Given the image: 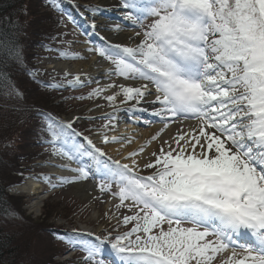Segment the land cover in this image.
<instances>
[{"label":"snow or ice","instance_id":"6c2138e0","mask_svg":"<svg viewBox=\"0 0 264 264\" xmlns=\"http://www.w3.org/2000/svg\"><path fill=\"white\" fill-rule=\"evenodd\" d=\"M120 6L134 25L143 27V20L153 18L143 39L135 47L116 44L90 51L110 60L116 75L148 83L112 84L94 89L90 97L119 87L104 98L115 104L122 95L121 103L138 105L146 94L154 95L148 102L159 105L153 115L165 128L169 118L189 117L199 127L172 143L163 141L152 153L155 161L145 165L156 169L151 175L140 176L129 164L108 157L98 187L110 192L117 186L112 193L119 198L117 207L129 201V210H137L122 221L135 225L114 238L79 242L87 253L83 259L105 264L109 245L123 264H214L231 247L219 264H264V0H121ZM79 81L77 75L68 83ZM45 118L49 143L61 146L56 154L69 160L87 155L97 164L106 156L87 137L93 151L82 152L76 144L65 151L69 137L81 134L72 121ZM122 139L104 135L102 142ZM138 154L131 152L129 158ZM71 170L79 175L68 182L90 175L83 166Z\"/></svg>","mask_w":264,"mask_h":264},{"label":"rangeland","instance_id":"374dc122","mask_svg":"<svg viewBox=\"0 0 264 264\" xmlns=\"http://www.w3.org/2000/svg\"><path fill=\"white\" fill-rule=\"evenodd\" d=\"M110 0H63L60 5V13L63 18L58 21L56 31H54L55 39L53 40L55 48L49 56L38 60L37 68L34 74L38 78L47 79L52 82L56 92L50 93L49 100H54L52 106L58 105L59 109L54 110V113L50 114L56 120L69 122L72 121V128L76 133L81 135H72L69 137V143L64 147L67 151L72 148L73 144L82 145L81 151H93L91 146L88 145L87 140H92L96 147L101 148L107 157L108 147L112 144L103 143L98 144L96 139L103 138L104 135H110V129L116 123L113 118L115 114L120 113L123 107H129L131 105H137L135 100L128 101L127 103H121L118 101L115 104L110 103L104 97L117 93L120 90L108 87L106 91L101 92L99 96H91L90 93L94 89H104L108 85H112V82L107 80L97 79L95 81L84 78V81L79 84H69V78L61 75L60 73L50 69L55 61L61 63H68L73 65H86L93 57L91 52L85 49V45H89L95 49L104 48V42L98 37L89 39V35H95L97 31L92 27L96 24V19L109 16L107 7H101L102 2H109ZM118 8L120 9L119 19H124V12L121 5V0H115ZM107 8V9H106ZM152 17L143 20V27L135 25V27L128 28L136 33H139L137 37L143 38L144 31L147 30L148 25L152 22ZM128 23H127V22ZM129 25L131 21L126 20ZM124 32L127 29L123 30ZM95 32V33H94ZM93 33V34H92ZM129 47V46H128ZM96 56L101 57L98 52ZM107 62L114 68V65L110 60ZM115 74V73H114ZM115 80H125L124 77L115 74ZM127 80V79H126ZM130 80V79H128ZM106 83H108L106 85ZM54 85H60L56 87ZM53 89V88H52ZM80 97H84L81 99ZM123 98L122 95L119 96ZM2 106V105H0ZM10 106H13L12 104ZM5 110H10V107L5 106ZM43 112V111H40ZM43 114V113H42ZM16 116V114L14 115ZM79 117V119H77ZM128 116H126V119ZM14 123V120H12ZM17 121V120H16ZM193 122H199L194 118ZM33 128L28 133L27 143L33 142V138L36 139V146L31 150L34 152L35 159L30 157L21 158L18 160V165L21 166L20 181L14 179V184L7 188V193L23 203L22 208L23 215L30 223L38 224L41 229H45V233L41 235H35V238L27 243L30 248L29 253H34V257H43L44 259L51 260L54 264H87L83 259L87 253L82 250V246L79 242H95V237L101 238L109 236L114 238L117 234L129 231L134 225L135 221L128 224H124L122 217L124 215H133L137 210L132 208L129 210V201H125V206L117 207L120 204L119 198L113 196V192L117 191V186L113 184L110 192H101L98 184L102 174L101 162L108 161L104 157H99V164L92 160L87 155H79L77 158L69 160L67 157L56 154L57 148L61 147L56 145L55 147L49 143L51 139L50 134L45 130L46 123L33 122ZM125 125H130L128 120H124ZM108 125V127H105ZM17 126L11 125L9 135L12 137L18 136L20 130H17ZM141 129L149 130L148 125H141ZM31 132H34V136H30ZM127 138L128 141H133ZM158 140L147 138L141 143V146L136 150L139 154L134 158L141 156L139 151L143 148V151L149 150ZM27 145V144H26ZM154 152H158L154 151ZM19 153V151H18ZM18 157V156H17ZM22 157V155H21ZM20 158V155L19 157ZM133 159V158H131ZM156 159L152 154L146 158L141 168L136 172L140 176L151 175L155 168L145 167L146 164L154 162ZM76 161V163L74 162ZM111 160H115L111 157ZM109 163L111 161H108ZM67 165V163H73L75 167H85L90 170V175L87 179H81L85 184H92L96 187V194L92 198H83L78 194V191L74 188L77 185V180H72L71 177L63 176L67 178L65 182H61V178L54 175L53 170L57 167L52 164ZM159 167V165H157ZM97 168L100 171H97ZM62 170V169H60ZM79 173H77V176ZM18 177V178H19ZM29 181H36L42 186V195L45 198L40 211H37L34 203L35 197L25 194L14 193V188L25 186ZM20 182V183H18ZM56 185V187H53ZM114 198L115 202L110 209L107 208L106 199ZM188 226V225H183ZM165 229L167 225H164ZM17 228H15L16 230ZM19 230V229H17ZM16 230V231H17ZM50 233V235H48ZM26 234V233H24ZM25 236V235H24ZM49 236V237H47ZM55 239V242L51 243L50 237ZM134 238V237H133ZM75 244V247L73 245ZM237 251H240L237 249ZM222 257L218 256L217 261L214 264H219ZM225 259V258H224ZM67 260V261H66ZM104 260L105 264H123L122 260L116 253L110 248L109 245H105L104 248ZM40 262V261H39Z\"/></svg>","mask_w":264,"mask_h":264},{"label":"trees","instance_id":"16d2710c","mask_svg":"<svg viewBox=\"0 0 264 264\" xmlns=\"http://www.w3.org/2000/svg\"><path fill=\"white\" fill-rule=\"evenodd\" d=\"M62 1L0 0V264H54L52 259L29 253L27 243L35 235L45 233V229L25 219L23 203L6 190L14 179H21L17 159H35L31 149L37 141L33 138V142L27 143L26 139L33 122L46 123V114L59 109L57 104L52 106L54 100H49L50 93L56 92L52 82L38 78L34 72L38 60L56 49L54 31L63 18ZM6 104L10 110H5ZM11 125H18V136L9 135ZM30 136L35 137L34 132ZM50 240L55 242L52 236Z\"/></svg>","mask_w":264,"mask_h":264},{"label":"bare ground","instance_id":"6f19581e","mask_svg":"<svg viewBox=\"0 0 264 264\" xmlns=\"http://www.w3.org/2000/svg\"><path fill=\"white\" fill-rule=\"evenodd\" d=\"M100 6L104 8L107 7L110 15L96 19L97 26L95 27L94 31H97V33L94 36L89 35L90 40H93L95 36L96 38L98 37L102 42H104V47L109 50H111V47L116 44L135 47L137 44L140 43L143 38L137 37L134 31L128 29L130 28L131 24L128 27V22L126 20L125 21L127 23L124 20L119 19V16H121L119 13L120 9L118 8L115 0H110L109 2H102ZM117 25H119L118 30L116 28ZM125 29H127L126 32L123 31ZM84 47L86 50H88V52H91L93 55V57L86 65L77 66L73 64L55 61L50 67V69L69 78V81H74L75 77L79 75L80 81L74 82L73 84L75 85L81 84L84 81V78H88L92 81H95L97 79H103L107 80V82L109 83L112 82V84H115L117 86L121 84L125 86H139L141 83H148L147 81L128 79L116 81L115 74L111 71L113 67L107 62V60L102 57L96 56L95 50L90 51V49L95 48H92L87 44ZM107 84L108 83H106V85ZM113 88L120 90L119 87ZM149 92H155V89L151 84H149ZM122 99L123 98H120L118 96L119 102ZM154 99V95L146 94L144 99L141 100L135 108H131L130 106L123 107V110L120 111V113L115 114V116L113 117L116 123L110 129L109 137L117 136L124 138L125 136H129L128 139H132L133 141H131L130 143H126L127 138H124L120 140V142H112V144L108 147V155L113 157L115 160H120L122 163L129 164L130 167H134L135 172H137L141 168V165L144 163L146 158H148V156L154 153V151L159 150V147L161 146L163 141H168L169 143H172L173 138L177 137L179 134L186 133L192 129H198V123L189 120L190 118H169L167 121L168 126L167 128H165V123L162 122L161 118L153 115L154 110L157 109L159 105L148 102ZM141 109H144V111H141ZM126 116H128V119H126ZM124 120H128L130 122V125H125ZM143 124L146 126L148 125L150 129H141L140 126ZM157 134H159L157 138L158 141L154 145H152L149 150L141 152V156L138 158H129V153L136 152V150L141 146V143H143L144 140H146L147 138H152ZM102 140L103 138H98L96 139V142L98 144H103ZM181 143H183V141ZM104 159L108 160L107 157H104ZM133 160H135V164H133ZM74 162L76 163L75 160ZM104 163L105 161H102L100 167H103ZM52 166L57 167L53 170L54 175L52 176H56L58 178H61L63 176L71 178L77 177V172H73L71 170L77 168L74 166L73 163H67V165H59L53 163ZM74 188L78 191V194L83 198H92V196L96 194L95 185L85 184L81 180H77V185ZM41 190L42 186L39 184V182L29 181L25 186L14 188L13 192L34 196V206L37 211H40L42 203L47 197V195L41 196ZM114 202V198L106 199L107 208L110 209V207L114 205ZM230 248L227 251L218 254V256L222 257L223 259H227V257L231 253Z\"/></svg>","mask_w":264,"mask_h":264}]
</instances>
